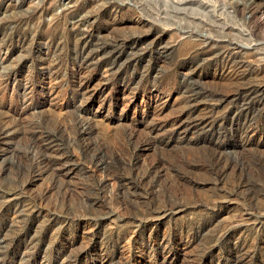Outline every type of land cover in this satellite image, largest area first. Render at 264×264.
I'll return each mask as SVG.
<instances>
[{
  "label": "rangeland",
  "instance_id": "374dc122",
  "mask_svg": "<svg viewBox=\"0 0 264 264\" xmlns=\"http://www.w3.org/2000/svg\"><path fill=\"white\" fill-rule=\"evenodd\" d=\"M0 264H264V0H0Z\"/></svg>",
  "mask_w": 264,
  "mask_h": 264
}]
</instances>
